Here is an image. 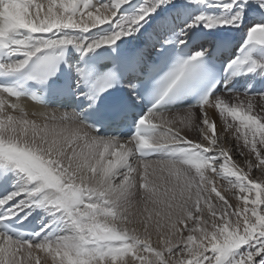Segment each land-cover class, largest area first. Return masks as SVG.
<instances>
[{
	"label": "snow or ice",
	"instance_id": "snow-or-ice-1",
	"mask_svg": "<svg viewBox=\"0 0 264 264\" xmlns=\"http://www.w3.org/2000/svg\"><path fill=\"white\" fill-rule=\"evenodd\" d=\"M262 77L264 0H0V264H264Z\"/></svg>",
	"mask_w": 264,
	"mask_h": 264
},
{
	"label": "bare ground",
	"instance_id": "bare-ground-1",
	"mask_svg": "<svg viewBox=\"0 0 264 264\" xmlns=\"http://www.w3.org/2000/svg\"><path fill=\"white\" fill-rule=\"evenodd\" d=\"M225 35H229V34H228V33H225ZM231 35H233V34H231ZM224 57H225V60H226V62H227V54H224ZM238 78H240L242 81L245 79L244 77H238ZM238 78H237V79H238ZM262 80H264L263 77L257 79V82H256V84H255V87H256V88H257V87H261V81H262ZM241 89H243V88H239L238 91H240ZM29 106L32 107V110H36V108L34 107V105L29 104ZM48 110L51 111L52 109H48ZM33 216H36V213H33Z\"/></svg>",
	"mask_w": 264,
	"mask_h": 264
},
{
	"label": "rangeland",
	"instance_id": "rangeland-1",
	"mask_svg": "<svg viewBox=\"0 0 264 264\" xmlns=\"http://www.w3.org/2000/svg\"><path fill=\"white\" fill-rule=\"evenodd\" d=\"M233 35H235L234 33H232ZM244 89H242L241 91H243Z\"/></svg>",
	"mask_w": 264,
	"mask_h": 264
}]
</instances>
